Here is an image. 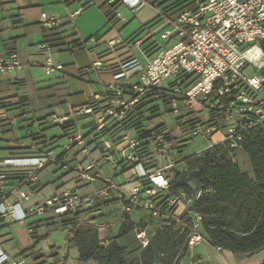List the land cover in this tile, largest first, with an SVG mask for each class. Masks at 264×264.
<instances>
[{"label":"built area","instance_id":"built-area-1","mask_svg":"<svg viewBox=\"0 0 264 264\" xmlns=\"http://www.w3.org/2000/svg\"><path fill=\"white\" fill-rule=\"evenodd\" d=\"M93 4L97 0H84ZM120 1L133 12L149 5L147 0ZM195 7L180 14L171 22H164L158 31L161 48L148 55L143 48L144 38L112 42V51L120 52L116 72L125 77L128 70L140 66L132 53V46L142 48L146 62L136 83L105 84L103 93L93 94L91 101L67 115H53V121L63 126L72 124L75 113L91 115L93 125L90 133L75 130L67 135L60 156L48 152L42 156L15 158L12 168L27 170L21 182L12 186L0 199V219L23 222L30 216H67L77 213L100 212L97 200L106 199L113 191H124L122 214L141 209L164 222L170 218L191 213L193 202L185 192L168 199V212L159 206L160 199L170 188V178L178 167L188 145L198 137L206 140L221 135L217 144L230 149L231 157L241 148L243 132L258 127L264 132V0H195ZM161 12L158 10V16ZM40 23L46 29L55 27L58 20L42 12ZM75 45L76 51L83 48ZM94 65L107 68L98 59ZM23 64L17 55L0 58V72L21 69ZM49 74L61 70L52 66L50 60L41 64ZM86 68L80 75L86 74ZM170 78L169 87L164 82ZM167 103V110L160 116L161 124H151L143 136L132 134L124 127L131 110L142 103L159 105ZM102 103L104 105H102ZM176 117H181L177 120ZM15 121V120H13ZM121 128L123 134L114 139L110 129ZM179 133V135H178ZM95 141L101 154L98 162H69V154L77 150L83 156L90 154L91 142ZM176 141V146L171 143ZM50 163H60L63 170L77 174L74 185L59 194L34 201L32 185L38 181L39 172ZM115 163L131 166L134 173L124 183L105 179L106 187L92 196L83 197L81 188L89 181L103 179L102 166ZM9 172H0V190L8 182ZM129 186V188H126ZM194 224L189 247L203 240L200 233L202 216L192 213ZM137 237L143 246L149 240L144 231ZM0 264H27L21 256L12 257L0 247Z\"/></svg>","mask_w":264,"mask_h":264},{"label":"crops","instance_id":"crops-1","mask_svg":"<svg viewBox=\"0 0 264 264\" xmlns=\"http://www.w3.org/2000/svg\"><path fill=\"white\" fill-rule=\"evenodd\" d=\"M102 3L111 5L105 0H97L93 4H86L84 0H0V58L15 53L19 61L23 64L21 69L14 71L0 72V172H9V179L0 190L7 193L12 186L19 184L23 176L27 173L25 169L12 168L15 158L42 156L48 152H53L54 156H60L67 141V135L75 130H82L86 134L90 133L93 118L91 115L75 113L72 124L63 126L53 121L52 116L67 115L71 109H77L91 101V97L96 93L105 91V84L113 81L118 83L133 84L138 81L139 73L143 65L133 67L128 70L125 77H120L116 72L118 62L117 56L120 52L112 51V42L117 40H132L139 33L141 28L145 31L138 37L148 38L157 35L162 24L150 27L158 16V9L151 4L132 11L130 15L119 12V5L114 9V20L99 25L94 23L90 32L86 33L83 23L89 22L87 8L99 6ZM127 7V6H126ZM129 8V7H128ZM101 9V8H100ZM104 11V10H103ZM46 12L58 20L55 26L61 33L66 46H52L45 38V30L41 23L39 14ZM105 13V12H104ZM106 15V14H105ZM133 16V17H132ZM134 20L135 31L132 35L124 39L119 35V25H129ZM108 23L112 27L107 33L103 30ZM149 26V27H148ZM117 29V30H116ZM87 31V30H86ZM87 34L90 36L84 39ZM95 40L96 44H87L88 41ZM84 42L85 46L76 51L71 48L75 42ZM71 44V45H69ZM98 59L103 61L107 68H100L94 65ZM50 60L53 67L61 65V70H54L51 73L40 68L41 64ZM86 68V74L80 75V71ZM102 105H104L102 103ZM23 112H29L21 116ZM175 118H177L175 116ZM15 120V121H13ZM162 122V118H161ZM153 119L147 122V127L151 124H161ZM28 123L24 128L37 125L38 131H27L28 140L16 135V129L20 124ZM23 127V126H22ZM47 127H59L62 130L60 137H45L43 132ZM129 131L137 135L134 129ZM39 134L32 136V134ZM123 134L121 128L110 129L109 136L117 139ZM221 135H216L208 140L207 146L218 142ZM63 141V142H62ZM176 146V141L171 143ZM61 147L62 152L55 155L56 148ZM205 147V148H206ZM187 152V148L185 150ZM200 152V150L198 151ZM195 152L193 154H197ZM248 155L241 148L236 149L234 162L238 163L243 171L251 176L254 172L244 170L242 164L247 163ZM249 158V157H248ZM69 162L74 165L77 162L86 163L88 161L98 162L101 154L97 150L95 143H91L90 154L83 156L77 150H72L69 154ZM184 161L180 158L178 167H184ZM55 168L54 173L61 174L56 178L48 172L49 168ZM253 169V168H252ZM103 179L87 182L82 186L80 192L83 197H89L106 187L105 179L113 180L118 184L131 176L135 170L127 164L117 165L115 163L102 166ZM20 177L21 179H18ZM77 181V174L73 170H63L60 163L47 164L40 172L38 181L32 185L35 197L34 201L49 198L62 192L65 188L72 186ZM129 188V186H126ZM124 191H113L104 200H97L100 212L93 214L85 212L78 214L77 225L84 229L96 230L101 243L106 246L111 241L116 240L123 248L128 263L140 264L141 253L146 246L142 245L137 237L139 230L135 229L122 235L121 228L128 215L134 223L144 222L146 238L150 241L160 230V220L152 217L141 209H134L124 215L121 207L124 201ZM117 206V207H116ZM179 213L182 215L183 207ZM75 215L57 216H30L23 221L35 244L28 245V254L33 259V264H98L97 261L90 260L83 262L79 260V249L68 242L65 238V253L56 246L46 245L42 247L40 241L47 236L40 235V228L47 226L48 229L63 228L69 229L74 224ZM8 220L0 219V247L10 256H13L4 243L10 240L6 234L1 232V224ZM201 232V230H200ZM41 246V247H40ZM72 257V258H71ZM264 261V246L253 253H234L230 250L214 246L203 237V240L189 248L185 257L179 264H262Z\"/></svg>","mask_w":264,"mask_h":264},{"label":"trees","instance_id":"trees-1","mask_svg":"<svg viewBox=\"0 0 264 264\" xmlns=\"http://www.w3.org/2000/svg\"><path fill=\"white\" fill-rule=\"evenodd\" d=\"M147 1L161 12L150 27L173 21L184 11L193 9L196 2L195 0ZM119 5L120 1L111 5L102 3L100 8L104 10L109 20L113 21L114 9ZM144 31L145 28H141L136 37ZM45 38L52 46L68 45L63 42L64 38L56 27L46 29ZM75 45L82 47L85 43L77 41ZM143 48L148 55L158 51L161 43L157 35L144 41ZM163 104L167 106L166 102ZM160 109L161 104L142 103L131 110L124 127L134 129L137 135L143 136L148 132L147 122L153 119L148 114L156 113ZM28 113L23 112L21 116ZM180 119L181 117H177V120ZM36 135L39 134H32V136ZM241 149L250 159L253 176L234 162L230 149L224 144H217L202 153L182 158L185 165L178 171H176L178 167L175 169L174 175L170 178L169 191L160 199L159 206L164 213H167L168 199L182 191L193 200L190 206L191 213H184L178 218L160 222V230L141 253L140 264H179L190 248L189 238L194 224L193 212L202 216L200 233L214 246L234 253H253L264 246L263 130L258 127L245 130ZM1 197L0 191V199ZM78 214H74V224L68 229V242L78 247L80 261L94 260L98 264H133L127 262L124 248L116 240L104 246L96 230L79 227ZM145 226L144 222L134 223L126 215L121 233L124 235L135 229L141 231Z\"/></svg>","mask_w":264,"mask_h":264},{"label":"rangeland","instance_id":"rangeland-1","mask_svg":"<svg viewBox=\"0 0 264 264\" xmlns=\"http://www.w3.org/2000/svg\"><path fill=\"white\" fill-rule=\"evenodd\" d=\"M87 12V17L89 22H84L83 23V29H85V32L88 33L90 32V28L93 26L94 23H99V25H103V23H107L108 22V18L106 17L104 11L102 9L99 8V6H92L87 8L86 10ZM119 12H123L126 15H130L132 13L131 9L126 7H121L119 8ZM133 14V13H132ZM41 16V14H39V17ZM133 17V16H132ZM94 22V23H93ZM134 20L132 21V23H130L129 25H126L124 28L123 25H119L118 26V30H121L119 32V35L121 37H123L124 39L129 38L132 33L135 31V25H134ZM112 27V23H108L107 27L103 30L104 33H107L108 30H110V28ZM87 30V31H86ZM90 36V34H87V36L84 37V39H87ZM88 46L89 44L91 45H95L96 41L95 40H90L87 42ZM132 46V53L136 56V58L139 60L141 65H144L146 62V56L144 55V52L142 50V48L131 45ZM40 68L42 70H44L43 67L40 66ZM45 71V70H44ZM173 79L170 78L168 81L164 82V87H169L170 82H172ZM167 110V106L162 104L160 111L156 112V113H152V114H148L149 117H152L154 121H157L158 123L161 122V114L165 113ZM25 125H29L28 123H24V124H20V127H18V129H16V135L17 136H21L24 139L28 140L29 138H27V131L30 129L33 132H37L38 131V126L37 125H31L27 128H24ZM23 126V127H22ZM43 132L45 133V137L47 138H52L53 136H57L60 137L62 135V130L59 127H47L44 128ZM86 133V132H85ZM179 135V133H178ZM63 142V141H62ZM208 140L202 138V137H198L195 138L187 147V152H185V154L181 157V159L183 158H187L188 156L193 155V153L198 152L199 150L204 149L207 146ZM62 152V148L58 147L56 148L55 151V155H59ZM242 167L244 170H250L253 172L252 169V165L250 162V159L247 157V163L242 164ZM183 167L180 166L176 169V171L182 169ZM55 168L50 167L49 168V173L51 174V176H55L56 178L61 174L60 172H58V174L54 173ZM9 190L6 188V192H8ZM32 194V198L35 197V193H31ZM117 207V206H116ZM1 226H3V228L1 229V232L3 234H6L8 236V238L10 240H8V242H5V248L13 255V256H21L23 258H25L26 263L27 264H33L34 263V259L33 257L27 253L26 248L28 247V245L31 244H35L36 241L32 239L29 231H28V227L24 222H3L1 224ZM40 235L43 236H47V238H44L40 241V244L42 247H45L46 245H51L52 247L56 246L58 248H60L62 250V253H65V247H66V242H65V238L68 236V229H63V228H54V229H48V227L42 226L40 228ZM40 246V247H41ZM72 258V257H71ZM69 264H74V261L69 262Z\"/></svg>","mask_w":264,"mask_h":264}]
</instances>
